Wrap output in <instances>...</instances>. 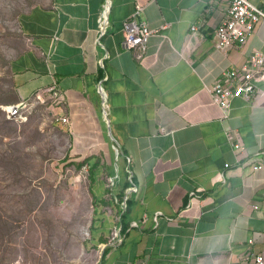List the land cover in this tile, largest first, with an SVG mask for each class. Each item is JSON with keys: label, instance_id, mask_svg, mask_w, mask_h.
<instances>
[{"label": "crops", "instance_id": "crops-1", "mask_svg": "<svg viewBox=\"0 0 264 264\" xmlns=\"http://www.w3.org/2000/svg\"><path fill=\"white\" fill-rule=\"evenodd\" d=\"M229 1L109 0L102 37L105 0H40L21 14L25 48L10 63L17 103L43 93L77 149L103 152L118 177L111 196L129 200L116 201L121 242L102 247L97 264H254L264 254V75L226 115L210 93L238 82L225 72L264 57V19L243 44L220 48ZM137 4L158 30L140 59L122 36ZM54 83L60 106L46 94Z\"/></svg>", "mask_w": 264, "mask_h": 264}, {"label": "rangeland", "instance_id": "rangeland-1", "mask_svg": "<svg viewBox=\"0 0 264 264\" xmlns=\"http://www.w3.org/2000/svg\"><path fill=\"white\" fill-rule=\"evenodd\" d=\"M39 1L0 0V264H97L121 211L103 152L77 149L50 102L22 123L2 111L17 103L10 63L25 48L20 16ZM87 159L106 191L99 203Z\"/></svg>", "mask_w": 264, "mask_h": 264}, {"label": "built area", "instance_id": "built-area-1", "mask_svg": "<svg viewBox=\"0 0 264 264\" xmlns=\"http://www.w3.org/2000/svg\"><path fill=\"white\" fill-rule=\"evenodd\" d=\"M109 0H105L103 10L101 12L100 36L102 37L106 23L107 13L109 10ZM143 11V6L137 4L133 13L123 22L122 36L123 46L128 50L139 51V59L144 54L147 43L150 37L158 32V30L151 29L145 20L140 18ZM261 19H264V10L253 4L250 0H230L227 9V18L219 24L215 30V39L222 49H228L234 44H243L248 34L253 30L254 26ZM192 30L196 28L191 27ZM227 79L238 82L230 87H224L221 83L216 82L210 88L212 100L221 108L224 115L230 106V99L238 96L244 100L252 99L254 95L253 80L261 78L264 75V57L259 53L253 54L250 57L249 63L242 67L241 72L233 69L224 74ZM46 94L53 101L54 105L60 106L63 95L61 94L58 84L54 83L46 90ZM48 102L43 93L36 94L31 100H23L15 105L2 107V111L9 120L22 123L26 121V115L34 108L36 104H46ZM55 122L61 125L68 124V119L55 115ZM234 147L241 149L239 142L234 143ZM227 166V165H226ZM228 167V166H227ZM116 178H111L110 181L114 186ZM132 182V175L129 174ZM133 186V185H132ZM135 188H130L129 191ZM126 197L121 203L126 208ZM120 232H117L115 239L109 245H116L118 241L121 242ZM254 264H264V254H258L253 258Z\"/></svg>", "mask_w": 264, "mask_h": 264}, {"label": "trees", "instance_id": "trees-1", "mask_svg": "<svg viewBox=\"0 0 264 264\" xmlns=\"http://www.w3.org/2000/svg\"><path fill=\"white\" fill-rule=\"evenodd\" d=\"M124 154V152L122 153V151L119 149V158H121L122 157V155ZM85 162H87L88 164H89V168H90V174H91V176H93V179H92V181H93V183H95V176L97 175V173L96 172H98V165L96 164V165H92L91 164V160L90 159H87ZM127 181H128V187H130V186H132V183H131V181H129L128 180V178H127ZM132 182L134 183V180H132ZM109 193V192H108ZM94 195V194H93ZM110 195H111V193H110ZM94 198H95V203H99V202H101V200L99 201L98 200V198H96V196L94 195ZM117 199L120 201V203H122L124 200H123V196H122V194H120V195H118V197H117ZM127 204V207H128V205H129V200H127V202H126ZM96 206V205H95ZM96 208H95V212H96ZM124 217H125V214L122 216V219L124 220ZM94 221H95V219H94ZM123 231V230H122ZM108 250V248H105V250H104V254L106 253V251Z\"/></svg>", "mask_w": 264, "mask_h": 264}, {"label": "clouds", "instance_id": "clouds-1", "mask_svg": "<svg viewBox=\"0 0 264 264\" xmlns=\"http://www.w3.org/2000/svg\"><path fill=\"white\" fill-rule=\"evenodd\" d=\"M15 105V104H14Z\"/></svg>", "mask_w": 264, "mask_h": 264}, {"label": "water", "instance_id": "water-1", "mask_svg": "<svg viewBox=\"0 0 264 264\" xmlns=\"http://www.w3.org/2000/svg\"><path fill=\"white\" fill-rule=\"evenodd\" d=\"M106 248V247H105Z\"/></svg>", "mask_w": 264, "mask_h": 264}]
</instances>
